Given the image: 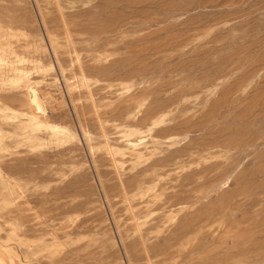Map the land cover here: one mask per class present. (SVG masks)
Here are the masks:
<instances>
[{"label":"rangeland","instance_id":"1","mask_svg":"<svg viewBox=\"0 0 264 264\" xmlns=\"http://www.w3.org/2000/svg\"><path fill=\"white\" fill-rule=\"evenodd\" d=\"M0 264H264V0H0Z\"/></svg>","mask_w":264,"mask_h":264},{"label":"bare ground","instance_id":"2","mask_svg":"<svg viewBox=\"0 0 264 264\" xmlns=\"http://www.w3.org/2000/svg\"><path fill=\"white\" fill-rule=\"evenodd\" d=\"M29 86V85H28ZM35 87L33 86V87H30L29 88V91H28V93H29V99H30V104H32L37 110H39V108H40V103H39V101H38V97H37V94L38 93H36V91H35V89H34ZM42 101V100H41ZM42 103V102H41ZM34 108V109H35ZM36 110V111H37ZM41 111V110H40ZM12 117V116H11ZM31 121H32V119H30Z\"/></svg>","mask_w":264,"mask_h":264}]
</instances>
